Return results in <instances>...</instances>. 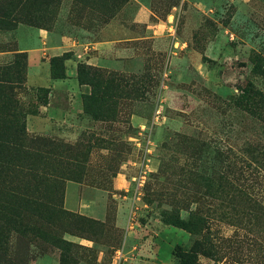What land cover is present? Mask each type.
<instances>
[{
  "label": "rangeland",
  "instance_id": "obj_1",
  "mask_svg": "<svg viewBox=\"0 0 264 264\" xmlns=\"http://www.w3.org/2000/svg\"><path fill=\"white\" fill-rule=\"evenodd\" d=\"M139 2L154 28L135 22ZM36 19L43 22L33 26ZM0 21L10 23L0 26V51L19 50L0 67L25 64L14 89L18 113L29 136L52 143L53 179L63 182L62 193L51 191L50 209L24 216L23 232L0 219V264H178L176 251L188 252L202 236L171 221L193 218L205 221L211 249L200 263L264 264V215L230 221L245 204L215 184L233 164L264 188V172L247 165L253 152L244 153L264 144V124L234 102L248 83L264 94V73L253 71L264 69V0H32L26 7L0 0ZM38 29L51 39L32 60L31 47L18 41ZM74 40L79 50L65 52ZM57 58H66L64 79L51 78ZM82 64L142 77L140 90L97 119L84 109L91 87L78 78ZM69 79L68 93L46 85ZM61 148L72 159L55 158Z\"/></svg>",
  "mask_w": 264,
  "mask_h": 264
},
{
  "label": "trees",
  "instance_id": "obj_2",
  "mask_svg": "<svg viewBox=\"0 0 264 264\" xmlns=\"http://www.w3.org/2000/svg\"><path fill=\"white\" fill-rule=\"evenodd\" d=\"M117 1L120 2V6H123L124 0ZM31 2L32 0H19V7L29 6ZM26 22H30V20L26 21L19 17V24ZM42 22L40 19H36L32 21V24L38 26ZM0 26L8 28L10 23L0 21ZM11 27L9 29H13V26ZM65 59L51 60L52 79L66 78L63 68ZM24 67L25 64L22 69L20 66L16 67V64L0 67V196L4 201L6 200L5 203L0 202V219L7 224L8 228L10 227L18 233L23 232L26 228L25 215H32L34 213L32 210L50 209L54 202L50 197L51 191L53 189L55 192L60 190L62 193L63 191V182H60L59 178L53 179L51 163L54 162V158L50 147H48L52 143L44 138L29 136L25 127V113L21 114L20 111L18 113L20 105L18 107V102L15 100L14 89L19 82L22 83L24 80L21 74ZM253 71L258 74L264 73V69L258 64L254 66ZM77 74L79 80L81 79L91 87V93L83 97L85 112L97 119L106 118L104 115H111L119 100L125 97L124 93L131 89L139 91L138 83L142 79L137 75L124 77L115 73L106 74V71H99L83 64L78 66ZM234 102L236 107L264 124V94L258 91L253 83H248ZM2 105L6 106L3 110H1ZM102 111H105L104 115H100ZM60 151L55 158L66 156L72 159L74 156L70 149L61 148ZM249 152L253 153L250 155V163L247 165L251 168L252 165L257 166L256 168L264 172V164L259 162L264 161V144H260L256 148L253 147L244 153L248 154ZM236 155L231 150L228 151V157H231V160L236 159L235 157H238ZM67 165L76 168L78 164L71 162ZM236 171L239 173H234ZM226 173L227 175L220 176L215 184L218 188L223 189L232 200H240L245 204L243 211L232 209L228 216L229 220L239 221L240 216L253 212L264 215V188L259 190L254 185L248 184L244 179L242 168L235 170L233 164L227 166ZM202 221L205 223L204 220ZM202 221L196 218L189 221L180 219L171 221L172 224L188 233L202 236L201 240L195 242L188 252L176 251L178 264H202L198 261V255H210L211 249L204 231L206 227L203 225L201 228ZM2 236L4 237V234H0V237ZM228 241L238 243L233 236Z\"/></svg>",
  "mask_w": 264,
  "mask_h": 264
},
{
  "label": "crops",
  "instance_id": "obj_3",
  "mask_svg": "<svg viewBox=\"0 0 264 264\" xmlns=\"http://www.w3.org/2000/svg\"><path fill=\"white\" fill-rule=\"evenodd\" d=\"M139 4L141 6L139 7V10L135 15V22L145 24V25H147V28H154L153 26H150V18H151L152 12L150 11V9L148 7H146L144 5V3L139 2ZM161 28H162L161 24L157 25V31H155V33L159 34ZM17 29H15L13 31H16ZM49 39H51V33L50 32H48L47 30L38 29V30L34 31L33 34L31 33V35L28 38V40H30L29 42H25V41L19 42L18 41V47H19V45H21L23 47H25V46L31 47V49L34 53L29 54V59L33 60L36 53H37L36 50L42 49V45H43L44 41L45 40L47 41ZM67 49L68 50H64V51L67 52L70 50H73V51L79 50V46L77 44V41L76 40L72 41L70 46H68ZM15 53H19V50L13 51V52H11V51H0V63L12 60L11 56H12V54H15ZM103 66L110 68L113 66V62L110 60H105V63L103 64ZM33 69H35V68H33ZM31 76L33 77V71L29 70V77H31ZM71 76H72V73H71ZM49 80H51V79H49ZM70 83L73 84L74 79H69L66 81V83L65 82L57 83V82L48 81V83H46V85H48V86L52 85V87L54 89L59 90V91L64 92V93H68V92H70V89H68L67 85ZM66 87H67V90H65ZM15 91H16V89H15ZM45 109L47 110V108H45ZM34 122H37L39 124V127L42 126V121L40 120V118L36 117L34 119ZM119 177L116 178V182L118 183L119 186H122L123 181ZM65 205L69 210H73L77 206V203L75 204V201H73V200H72V202L69 201L68 197H67Z\"/></svg>",
  "mask_w": 264,
  "mask_h": 264
}]
</instances>
